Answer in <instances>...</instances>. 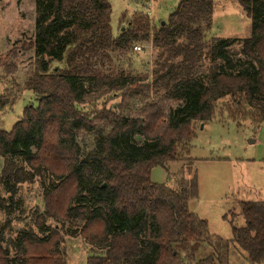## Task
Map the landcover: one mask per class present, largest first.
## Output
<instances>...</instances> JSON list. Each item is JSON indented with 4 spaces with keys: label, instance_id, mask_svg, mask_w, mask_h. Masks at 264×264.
Instances as JSON below:
<instances>
[{
    "label": "trees",
    "instance_id": "1",
    "mask_svg": "<svg viewBox=\"0 0 264 264\" xmlns=\"http://www.w3.org/2000/svg\"><path fill=\"white\" fill-rule=\"evenodd\" d=\"M32 1L33 39L19 49L34 52L24 86L36 105L25 107L10 131L0 130V210H11L3 190L12 197L15 186L41 171L57 183L43 193L36 231L24 230L12 242V258L0 221V264H64L62 229L49 220L70 223L97 251L86 264H192L194 253L210 245L214 252L193 264H227L231 246L247 264H264V201L243 202L245 226L234 227L231 219L232 239L223 241L189 210L195 176L180 191L150 178L153 168L188 155L193 124L216 121L217 110L236 125L264 124V0H234L250 19L240 48L248 61L237 70L228 54L234 39L207 42L211 0H180L163 25L141 12L122 14L116 34L109 0ZM139 43H151L164 57L151 84L103 73L110 52H130ZM207 56L222 64L204 83L195 73ZM1 65L7 75L16 70V63ZM160 90L180 105L165 113L145 102ZM139 98L143 105L132 115L130 102ZM8 103L0 94V112ZM95 129L94 149L83 157L77 139Z\"/></svg>",
    "mask_w": 264,
    "mask_h": 264
},
{
    "label": "rangeland",
    "instance_id": "2",
    "mask_svg": "<svg viewBox=\"0 0 264 264\" xmlns=\"http://www.w3.org/2000/svg\"><path fill=\"white\" fill-rule=\"evenodd\" d=\"M180 0H109L111 5V28L114 34L119 28L122 14L127 16L141 12L147 14L154 25L167 22L169 15ZM213 13L210 29L206 32L207 42L212 37L217 39H234L235 43L228 48L229 58L238 63L236 69H242L248 59L240 52L242 40L250 36V19L234 0H211ZM37 19L35 3L32 0H0V94L6 96L9 103L0 112V130L10 131L20 119L22 111L28 105H36L32 93L25 90L24 78L27 74L29 60L34 52L20 50L19 43H29L33 39L35 21ZM141 51L110 52V59L102 68L104 74L139 78L141 84H151L153 71L161 50L151 43L136 44ZM14 48L15 54L7 56ZM20 50V51H19ZM16 63V70L7 75L2 63ZM222 62L207 56L196 70V78L207 82L208 75ZM165 93L158 91L149 94L146 103L156 104L167 113L176 109L180 102L164 100ZM131 100L130 110L134 115L143 105V99ZM119 99L110 104L119 103ZM101 101L98 103V105ZM91 110V109H89ZM211 123L197 122L193 124L194 139L190 143L188 155L181 160L168 163L165 167H155L151 171V181L165 184L175 191L182 190L189 181L196 177L197 197L189 202V210L200 220L207 223L208 234L223 241L232 239L230 225L242 228L245 226L241 216L243 202L264 201V124L252 125L245 121L236 125L226 114L219 116ZM100 126V125H99ZM99 130V129H98ZM94 133L78 137L81 155L84 157L94 149ZM18 165L26 168L22 160ZM2 161L0 160V171ZM26 170V169H25ZM57 182L49 174L40 172L33 180L15 186V194L3 190L2 196L7 199L11 210L7 213L0 210V221L4 225L3 246L13 257L12 242L24 230L33 228L37 215L43 213V193ZM49 220L47 225L62 229L63 243L60 252L64 264H86L88 257L97 251L92 248L70 223ZM71 233H76L72 235ZM214 245L202 247L195 252L193 262L209 256L214 252ZM213 250V251H212ZM193 262H191L193 264ZM227 264H247L245 254L235 246H231L226 258ZM183 264H190L186 260Z\"/></svg>",
    "mask_w": 264,
    "mask_h": 264
},
{
    "label": "built area",
    "instance_id": "3",
    "mask_svg": "<svg viewBox=\"0 0 264 264\" xmlns=\"http://www.w3.org/2000/svg\"><path fill=\"white\" fill-rule=\"evenodd\" d=\"M134 51H135V52H139V51H141V48H140L139 46H135V47H134Z\"/></svg>",
    "mask_w": 264,
    "mask_h": 264
},
{
    "label": "water",
    "instance_id": "4",
    "mask_svg": "<svg viewBox=\"0 0 264 264\" xmlns=\"http://www.w3.org/2000/svg\"><path fill=\"white\" fill-rule=\"evenodd\" d=\"M164 23L162 22V25H163Z\"/></svg>",
    "mask_w": 264,
    "mask_h": 264
}]
</instances>
